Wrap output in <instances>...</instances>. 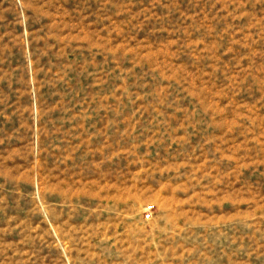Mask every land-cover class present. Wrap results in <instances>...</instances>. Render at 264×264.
I'll return each instance as SVG.
<instances>
[{"label":"rangeland","instance_id":"rangeland-1","mask_svg":"<svg viewBox=\"0 0 264 264\" xmlns=\"http://www.w3.org/2000/svg\"><path fill=\"white\" fill-rule=\"evenodd\" d=\"M0 264H264V0H0Z\"/></svg>","mask_w":264,"mask_h":264}]
</instances>
